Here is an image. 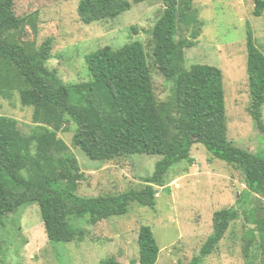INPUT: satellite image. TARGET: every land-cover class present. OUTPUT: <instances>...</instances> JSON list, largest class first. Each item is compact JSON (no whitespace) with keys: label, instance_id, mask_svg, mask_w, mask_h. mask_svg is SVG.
<instances>
[{"label":"trees","instance_id":"trees-1","mask_svg":"<svg viewBox=\"0 0 264 264\" xmlns=\"http://www.w3.org/2000/svg\"><path fill=\"white\" fill-rule=\"evenodd\" d=\"M148 0H79L77 14L85 24L115 19L133 3ZM164 8L152 28V63L171 84L169 97L159 100L154 91L147 54L140 41L121 47L105 45L85 57L88 81L63 83L55 69L45 63L51 57V39L36 46L22 40L27 26L36 35L38 13L18 16L15 0H0V95L18 91L21 101L34 107L30 132L18 120L0 115V223L29 203H37L51 242L82 241L83 228L70 219H85L94 225L128 211L136 202L153 208L157 186L176 163L191 162L194 143L205 146L211 156L241 170L248 187L261 204L243 210L230 206L213 213V230L188 264H200L224 237L231 222L241 213L255 225L256 248L264 257V155L236 146L227 136L222 70L209 64L185 65L184 48L190 38L177 40L178 24L198 22L192 0H161ZM253 14L262 15L264 0H253ZM197 31L191 38L196 40ZM249 110L262 128L264 104V53L252 31L246 37ZM76 124L72 143L93 160L108 161L132 154L159 155L154 171L143 178L139 189L83 196L77 187L83 178L76 157L58 136L66 123ZM29 159L27 163L24 159ZM238 201H242L241 198ZM255 232L243 249L249 257ZM138 258L131 263L155 264L159 246L150 225L142 224L137 236ZM264 262V258H263ZM99 264H119L114 257ZM185 264V263H179Z\"/></svg>","mask_w":264,"mask_h":264},{"label":"rangeland","instance_id":"rangeland-1","mask_svg":"<svg viewBox=\"0 0 264 264\" xmlns=\"http://www.w3.org/2000/svg\"><path fill=\"white\" fill-rule=\"evenodd\" d=\"M78 1L15 0L14 11L18 16L38 13L37 34L27 26L22 40L39 46L51 39V57L45 64L55 69L59 79L67 84L90 79L85 61L88 53L105 45L118 48L140 41L147 54L155 94L159 100L167 99L171 84L151 59L154 47L151 31L164 3L161 0L133 3L115 19L85 24L77 14ZM192 4L198 22L192 26L178 24L176 30L177 40L190 38L194 43L184 48L185 65L209 64L222 70L228 139L236 146L264 155V104L260 128L249 110L246 54L248 29L264 53V11L255 16L253 0H192ZM194 30L198 33L196 40L191 38ZM33 112V105L23 103L18 91H13L10 97L0 95V115L17 119L25 132L33 129ZM66 127L58 136L68 144V152L76 157L83 171L77 187V193L83 196L139 189L160 158L132 154L108 161L93 160L72 143L76 124L70 120ZM190 157L191 162L176 163L168 170L164 185L157 186L153 208L131 202L125 214L94 225L85 219H70L73 227L85 230L82 241H49L39 205H23L0 223V264H99L110 256L119 264H132L138 258L137 236L142 224L151 226L159 246L155 264H188L211 235L215 211L230 206L249 210L261 204L258 195L247 194L241 170L211 156L203 144L194 143ZM28 161L24 159L25 163ZM260 199L264 207V198ZM253 229L255 225L248 224L241 213L200 264H264ZM251 231L255 232V238L249 257H245L243 249Z\"/></svg>","mask_w":264,"mask_h":264}]
</instances>
